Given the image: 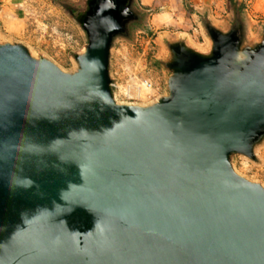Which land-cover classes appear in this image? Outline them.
I'll list each match as a JSON object with an SVG mask.
<instances>
[{
	"label": "water",
	"instance_id": "95a60500",
	"mask_svg": "<svg viewBox=\"0 0 264 264\" xmlns=\"http://www.w3.org/2000/svg\"><path fill=\"white\" fill-rule=\"evenodd\" d=\"M72 72L0 41V264H264V36L170 40L167 91L110 88L126 0H93Z\"/></svg>",
	"mask_w": 264,
	"mask_h": 264
},
{
	"label": "rangeland",
	"instance_id": "374dc122",
	"mask_svg": "<svg viewBox=\"0 0 264 264\" xmlns=\"http://www.w3.org/2000/svg\"><path fill=\"white\" fill-rule=\"evenodd\" d=\"M91 2L0 0V41L22 43L33 56H45L62 70L72 72L76 68L75 56L87 43L77 18ZM63 3L77 9L74 15ZM130 8L134 16L123 20V31L112 41L108 61V73L116 85L110 88L118 100H122L119 91L123 87L139 85L144 80L154 90L150 96L146 91L139 102L164 94L168 41L185 39L206 51L210 42L204 27L208 23L220 28L236 27L237 19L236 28H243L248 41L264 36V0H131ZM255 155L256 160H252L232 153L230 159L239 174L264 186V140L256 145Z\"/></svg>",
	"mask_w": 264,
	"mask_h": 264
},
{
	"label": "built area",
	"instance_id": "2783aa9c",
	"mask_svg": "<svg viewBox=\"0 0 264 264\" xmlns=\"http://www.w3.org/2000/svg\"><path fill=\"white\" fill-rule=\"evenodd\" d=\"M110 87H116V85L110 81L109 83ZM134 87L137 89L136 92L134 94H128L125 91H119L120 97H122V101H141V97H140V91L142 90V88H150L152 87V84L148 81V80H144L141 82V84L137 85V84H133ZM118 87V86H117ZM118 89V88H117ZM130 91V90H129ZM116 97V96H115ZM124 99V100H123Z\"/></svg>",
	"mask_w": 264,
	"mask_h": 264
},
{
	"label": "bare ground",
	"instance_id": "6f19581e",
	"mask_svg": "<svg viewBox=\"0 0 264 264\" xmlns=\"http://www.w3.org/2000/svg\"><path fill=\"white\" fill-rule=\"evenodd\" d=\"M99 0H97L98 2ZM166 17V16H165ZM130 90V91H129ZM136 88L134 87L133 84H128L127 86L123 87V91H125L126 93L128 94H134L136 92ZM153 87H150V88H142V90L140 91V97L142 98V95L145 94V92L147 91V94L150 96L153 94ZM148 101V100H147Z\"/></svg>",
	"mask_w": 264,
	"mask_h": 264
},
{
	"label": "trees",
	"instance_id": "16d2710c",
	"mask_svg": "<svg viewBox=\"0 0 264 264\" xmlns=\"http://www.w3.org/2000/svg\"><path fill=\"white\" fill-rule=\"evenodd\" d=\"M93 1V0H92ZM65 8H66V10H68L72 15H74V12L77 10L76 8H73L72 6H69L68 4H65V3H63L62 4ZM88 11H89V8L85 11V12H83L82 13V17L81 18H77V20H78V22L83 26V24H84V21H85V18H86V16H87V14H88ZM82 12V11H81Z\"/></svg>",
	"mask_w": 264,
	"mask_h": 264
},
{
	"label": "flooded vegetation",
	"instance_id": "af4514ba",
	"mask_svg": "<svg viewBox=\"0 0 264 264\" xmlns=\"http://www.w3.org/2000/svg\"><path fill=\"white\" fill-rule=\"evenodd\" d=\"M126 1H127L126 6H130V4H131V0H126ZM131 14H132V13H131ZM133 16H134V13H133L132 15L128 16L127 18H128V19H131ZM123 23H124V22H123ZM234 25H235L236 27L238 26V21H237V19L235 20Z\"/></svg>",
	"mask_w": 264,
	"mask_h": 264
}]
</instances>
